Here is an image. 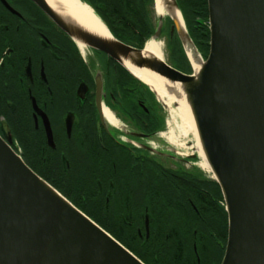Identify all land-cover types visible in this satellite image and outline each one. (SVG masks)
I'll return each instance as SVG.
<instances>
[{"label": "water", "instance_id": "1", "mask_svg": "<svg viewBox=\"0 0 264 264\" xmlns=\"http://www.w3.org/2000/svg\"><path fill=\"white\" fill-rule=\"evenodd\" d=\"M31 1L77 43L105 53L133 76L126 64L145 69L168 91L183 94L225 204L227 238L220 264H264V0H206L204 60L176 0H160L190 73L145 53V44L137 48L117 40L103 22L106 37L47 0ZM173 9L181 21L169 15ZM162 22L159 17L150 40L160 36ZM186 49L197 55V70ZM8 132L6 139L0 136V264H145L37 175L11 147Z\"/></svg>", "mask_w": 264, "mask_h": 264}, {"label": "flooded vegetation", "instance_id": "2", "mask_svg": "<svg viewBox=\"0 0 264 264\" xmlns=\"http://www.w3.org/2000/svg\"><path fill=\"white\" fill-rule=\"evenodd\" d=\"M79 1L123 42L110 26L119 20L106 16L103 1ZM152 13L155 32L154 0ZM165 19L166 47L175 40L182 46ZM184 25L195 47L209 50L207 19L195 24V32L206 41L196 43L185 20ZM0 109V136L6 139L9 129L11 147L37 175L36 166L57 168L59 180L81 170L107 202L118 198L131 208L134 200L129 212L143 216L145 238L148 215L160 212L159 197L166 207L190 211L184 202L186 184L204 194L215 189L213 177L197 171L185 151L170 146L167 111L155 93L105 53L79 47L31 0H0ZM104 110L117 125L107 121ZM226 238L227 216L223 252Z\"/></svg>", "mask_w": 264, "mask_h": 264}, {"label": "trees", "instance_id": "3", "mask_svg": "<svg viewBox=\"0 0 264 264\" xmlns=\"http://www.w3.org/2000/svg\"><path fill=\"white\" fill-rule=\"evenodd\" d=\"M101 1L107 7L106 16L112 20H119L110 26L115 27L116 34L124 43L141 48L154 33L151 21L153 0ZM176 2L194 41L196 43L198 39L206 41L207 37L204 38L199 32H195L196 23L206 22V0ZM168 48L172 54V65L188 71L190 66L179 42L173 41ZM207 50V47L201 49L204 54H207ZM1 114H4V111L0 109ZM5 122L10 124L9 119ZM21 149L26 152L27 146L22 144ZM33 149L34 145L28 147L30 152ZM33 169L143 263L220 264L226 236V213L223 206L220 207L217 203L218 200L223 202L217 183L214 182L215 189H209L205 194L201 193L198 187L186 184L184 202L190 211L183 209L176 211L171 206L166 207L165 200L159 197L156 202L160 212L148 215L149 234L145 238L143 216L129 212L132 207L134 208V200H131V208L129 205H122L118 198L107 202L96 192V184L89 182L87 174L81 170L78 174L74 173L64 180H59L55 167L36 166ZM197 196L201 197V200L197 199ZM188 199L196 205L198 212L192 209ZM139 228L141 236L138 234Z\"/></svg>", "mask_w": 264, "mask_h": 264}, {"label": "bare ground", "instance_id": "4", "mask_svg": "<svg viewBox=\"0 0 264 264\" xmlns=\"http://www.w3.org/2000/svg\"><path fill=\"white\" fill-rule=\"evenodd\" d=\"M51 5L60 9L62 14L67 15L70 19L75 21L83 28L96 33L100 36L106 37L108 31L101 21L93 13L92 9L79 0H47ZM155 14L157 22L159 17L163 20L166 18V8L163 6L160 0H154ZM169 15L181 21V15L179 10L173 9L169 11ZM79 47L83 44L78 43ZM187 50V56L193 65L194 69H198V63L196 60L197 55H192L189 49ZM144 52L148 53L158 59L164 58V50L161 41L149 40L145 44ZM195 56V57H194ZM128 69L139 79L142 83L147 85L156 95L158 100L164 105L167 110V140L170 146L180 148V151H185L186 156L192 160H197L198 165L210 172V168L204 158L202 149L197 136L196 128L189 107L185 102L184 96L178 90H174L173 93L168 91L164 82L155 76L154 74L146 71L142 68H137L133 64H126ZM104 115L107 121L112 125H117L116 121L112 118L109 112L104 110Z\"/></svg>", "mask_w": 264, "mask_h": 264}, {"label": "rangeland", "instance_id": "5", "mask_svg": "<svg viewBox=\"0 0 264 264\" xmlns=\"http://www.w3.org/2000/svg\"><path fill=\"white\" fill-rule=\"evenodd\" d=\"M152 17H155V15H153V13H152ZM156 19L154 18V21H155ZM166 19L162 22V26H161V31H162V33L160 34V36L157 38V39H155V40H158V41H161V43H162V46H163V50H164V60L166 61V62H168L169 64H171L172 65V63H171V56H172V54H171V51L169 50V48L168 47H166V39H165V33L163 32V30H164V26H163V24H165L166 23ZM170 21V20H169ZM150 40V39H149ZM149 40H147V41H149ZM146 41V42H147ZM181 48L183 49V47L181 46ZM197 49V48H196ZM183 52H184V50H183ZM197 52H198V54H199V56L204 60L205 59V54L204 53H202V52H200L198 49H197ZM184 55H185V52H184ZM185 57H186V55H185ZM186 59H187V57H186ZM188 64H189V62H188ZM189 66H190V64H189ZM189 73L191 72V68L189 67ZM167 111V110H166ZM165 112V111H164ZM166 115V114H165ZM165 119L167 120V116H165ZM191 163H193L195 166H194V168L195 169H197V171H199V172H201L202 174H206V175H208V176H210V177H213V175H212V173H210V172H206V170H204L203 168H201L199 165H198V161L197 160H191L190 161Z\"/></svg>", "mask_w": 264, "mask_h": 264}, {"label": "built area", "instance_id": "6", "mask_svg": "<svg viewBox=\"0 0 264 264\" xmlns=\"http://www.w3.org/2000/svg\"><path fill=\"white\" fill-rule=\"evenodd\" d=\"M223 204V202H221Z\"/></svg>", "mask_w": 264, "mask_h": 264}]
</instances>
